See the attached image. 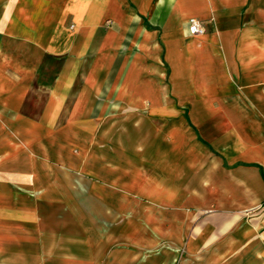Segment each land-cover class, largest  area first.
Wrapping results in <instances>:
<instances>
[{
	"label": "crops",
	"instance_id": "crops-1",
	"mask_svg": "<svg viewBox=\"0 0 264 264\" xmlns=\"http://www.w3.org/2000/svg\"><path fill=\"white\" fill-rule=\"evenodd\" d=\"M0 264H264V0H0Z\"/></svg>",
	"mask_w": 264,
	"mask_h": 264
},
{
	"label": "built area",
	"instance_id": "built-area-1",
	"mask_svg": "<svg viewBox=\"0 0 264 264\" xmlns=\"http://www.w3.org/2000/svg\"><path fill=\"white\" fill-rule=\"evenodd\" d=\"M189 34L192 36L202 35L205 33V28L202 21L195 16H192L188 20Z\"/></svg>",
	"mask_w": 264,
	"mask_h": 264
}]
</instances>
